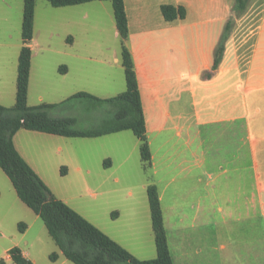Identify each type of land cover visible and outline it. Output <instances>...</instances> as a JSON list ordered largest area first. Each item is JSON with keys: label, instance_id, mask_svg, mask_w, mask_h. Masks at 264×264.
<instances>
[{"label": "crops", "instance_id": "0c3cea01", "mask_svg": "<svg viewBox=\"0 0 264 264\" xmlns=\"http://www.w3.org/2000/svg\"><path fill=\"white\" fill-rule=\"evenodd\" d=\"M235 1L124 0L152 168L158 174V160H168L167 169L181 168L166 184L173 201L164 222L174 264L176 257L181 264H264V0H251L236 19L219 67L204 77ZM165 5L185 8L186 17L166 21ZM65 8L80 14L65 73L74 71L73 95L109 99V91L124 90L125 71L121 53L95 40L106 29L93 17L98 11L115 21L114 14L106 1ZM110 23L120 39L116 22ZM93 65L114 69L112 83L90 87ZM103 165L113 163L107 158ZM230 223L242 235L235 253L223 243Z\"/></svg>", "mask_w": 264, "mask_h": 264}, {"label": "rangeland", "instance_id": "374dc122", "mask_svg": "<svg viewBox=\"0 0 264 264\" xmlns=\"http://www.w3.org/2000/svg\"><path fill=\"white\" fill-rule=\"evenodd\" d=\"M106 5L112 15V4L106 2ZM68 10L55 8L48 0H36L33 38L27 43L32 54L28 93L30 107L60 104L75 91L74 71L60 72L63 67H72L73 49L69 35L76 33L75 22L80 15ZM101 15L97 11L93 19L96 23L102 22L106 31L96 34L95 40L115 48L120 54L121 41L115 39L114 30H110V22L114 24L115 21ZM23 16L24 0H0V105L7 108L16 104L18 62L24 46ZM113 71L93 65L89 86L98 88L103 81L112 83ZM122 78L124 90L109 91V99L120 95V91H126V79ZM115 110L113 105L81 99L66 103L64 108L50 110L49 115L52 118H73L76 120L74 129L92 131L109 125L114 120ZM242 135L246 139V133L240 134V138ZM14 143L57 199L137 259L157 257L147 189L156 185L163 193L162 208L166 219L173 201L166 184L171 177L181 176V168L173 169L177 163L167 169L168 160H158L159 172L155 174L152 166L142 160L141 142L132 131L98 138H67L20 130L14 137ZM107 158L113 165L106 168L103 162ZM178 186L181 187V180L176 182L175 187ZM227 230L223 243L229 253H235L233 243L238 238L242 239L240 228L230 223ZM16 247L34 264H74L64 256L43 220L19 199L12 182L0 168V264H14L9 259V251ZM171 247L173 250L172 240ZM175 261L181 264L177 257Z\"/></svg>", "mask_w": 264, "mask_h": 264}, {"label": "trees", "instance_id": "16d2710c", "mask_svg": "<svg viewBox=\"0 0 264 264\" xmlns=\"http://www.w3.org/2000/svg\"><path fill=\"white\" fill-rule=\"evenodd\" d=\"M96 1H106L112 4L121 41V63L125 71L126 91L106 100L88 93H78L60 104L30 107L28 93L32 54L27 43L33 38L36 0H24L22 24L24 46L18 62L16 104L13 108L0 105V168L12 182L19 199L43 220L50 236L64 256L74 264H174L156 185L149 186L147 192L157 257L152 260H140L65 202L57 199L41 177L21 156L14 143V137L20 130L67 138H98L123 131H132L141 142L142 160L148 166H152L138 79L134 61L127 46L129 26L124 0H48L55 8L78 6ZM250 2L251 0L235 1L232 16L226 24L222 40L215 51L212 72L205 73V78H211L213 71L219 67L224 56L226 41L234 28L235 21L246 12ZM162 13L168 22L186 17L185 8L172 5L163 6ZM66 71V67L60 69L62 74ZM81 99L113 105L116 108L114 120L102 129L82 131L74 129L76 120L73 118L50 117V110L64 108L66 103ZM9 256L14 264H34L17 247L9 251ZM53 260H56V256H53Z\"/></svg>", "mask_w": 264, "mask_h": 264}]
</instances>
